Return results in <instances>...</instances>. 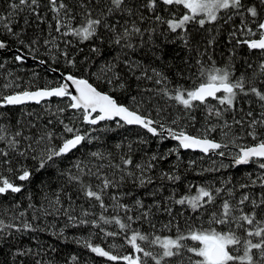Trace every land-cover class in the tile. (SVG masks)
<instances>
[{"label": "trees", "instance_id": "1", "mask_svg": "<svg viewBox=\"0 0 264 264\" xmlns=\"http://www.w3.org/2000/svg\"><path fill=\"white\" fill-rule=\"evenodd\" d=\"M10 2L11 0H0V14L6 15L9 12ZM64 2L77 14L73 26H79L82 23L79 0ZM145 2L146 0H128V6L139 9L135 15L129 17L124 13H115L106 20L108 24L118 23V30L121 31L126 22L131 26L133 21L142 30H148L144 35H134L130 41L124 42H130L132 48L124 47L123 43L121 45L112 43V34L103 26L98 29L97 37L83 42L71 35L62 36L55 31V20L48 0H39L38 11L44 17V22H39L27 10L17 13L13 21L16 32L23 30L21 39L25 45L37 38L38 44L32 48L21 45L2 28L0 40H4L9 48H16L39 61L43 60L52 69L78 78H86L98 90L108 93L118 103L134 111L138 110L140 114L153 120H159L174 130L183 129L191 135H203L208 127L222 125L223 120H217L214 116L206 119L207 108H204V105L186 111L174 100L157 94L155 90L165 85L155 84V77L151 81L138 80L137 77L145 71L147 75L153 76L152 70L156 69L167 77V87L170 90L177 86L191 89L202 82L200 65L197 64L200 60L206 68L210 67L212 62L219 68L227 67L232 73L233 80L241 75L249 81L256 77L259 86L260 83H264V75H260L259 69L260 63L264 61V54L260 50H250L247 45L236 43V39L243 40L248 38L247 36L238 34L236 38L229 39V33L234 28L241 27L242 17L233 16L228 23L221 19L217 23L206 24L203 29L198 24H190L187 26L188 43L185 45V40L181 38L182 32L178 30L177 33H172L166 24L156 22L152 13L140 7ZM243 3L245 6L255 4L260 13L259 19L264 20V6L259 4V0H243ZM91 7L98 13L106 8L105 0H91ZM171 12H176L179 16L183 14V9L172 7L169 11H164L163 5L158 6L157 13L165 19L169 18ZM141 13L145 17L143 21L139 19ZM220 15L226 18L227 15H231V10L227 13L221 12ZM245 16L248 27L255 30L251 17L247 14ZM25 18L29 21L27 25L24 23ZM153 29L155 31H152ZM51 37L57 38L58 47L53 48L44 44V40ZM212 37L216 38L215 43L209 45L208 41ZM94 47L99 49L98 53L92 51ZM65 51L67 57L63 54ZM15 56L14 53L0 54V64H4V67L0 68V96L59 84L58 78L43 66L27 64L23 60L16 61ZM68 60H74V66L69 65ZM126 60L131 63V67L125 64ZM110 64L114 65L113 71H104ZM137 64L139 68H136ZM117 74L120 79L109 84L108 80ZM121 83L125 87L120 88ZM69 103V98L64 97L52 98L38 105L0 106V124L9 126L10 132L19 130L23 137L30 138L25 140L21 137L19 150H27L30 143L35 149L27 150L26 155H20L19 151L9 150L5 143L0 142V149L9 152L7 159L10 161V164L0 163V175L21 186L18 193L9 191L0 194V220L5 224H14L18 228L25 222L32 225L30 230L4 228L0 232V264H36L37 261H40V264H124L123 261H110L84 247L83 242L89 241L115 255H128L132 252L131 246L125 243L124 233L116 237L105 234L121 230L114 223L104 224L99 221L101 214L108 218L119 215L123 222L128 223V216H140L142 211L151 208L150 222L145 219L138 220L132 223V229L151 234L152 237L155 235L175 237L177 229L183 234L193 228L227 231L226 226L209 222L213 213L219 215L220 206L225 199L235 205L244 194H249L257 201L264 195V186L259 182L252 184L253 180L259 181V178L264 177V169L259 168V163L264 161L254 159L247 166H233L230 162V158L236 156L239 148L230 143L231 139L238 137L236 144L240 146L256 142L246 134V127L242 129L240 125L233 124L228 139L222 136L220 127L208 133L209 138L229 145L223 149L226 153L223 157L179 149L178 155L172 153L164 159L153 161L154 167L145 172V176L152 178V183L141 187L138 181H133L127 176L121 180L124 173L110 165L120 163L122 156H131L133 166L129 170L139 177L140 172L135 169V164L146 165L154 154L165 157L166 153L176 148L178 144L167 138L161 140L158 136L154 137L138 126L120 127L117 120L104 121L97 126L87 125L83 122L80 112L68 108ZM210 103L219 107L216 100L212 99ZM60 108L64 109L62 113L58 112ZM248 111L259 114L262 109L254 96L240 95L235 102V110L225 113L224 120L232 123L234 119H243ZM174 120L176 124L172 123ZM65 125L73 127L82 135L88 134L91 142L82 141L74 151L53 158L40 169L38 159H33V156L39 155L46 147H58L62 143L61 137L70 138L72 134L64 132ZM44 131L53 132L54 138L50 144L45 141L37 145L35 141ZM257 132L264 138V128H258ZM118 144L121 147L117 148ZM92 152L102 153L104 159L91 156ZM3 159L0 157V160ZM190 161H195L192 167H189ZM77 164L85 169L84 174L78 172ZM9 167L12 168V172L8 171ZM22 168L30 171L29 180L18 179ZM98 168L104 176L118 185L107 189L103 196L107 210L101 208L94 199L87 198L78 183L69 180V175L79 174L85 184L99 190L97 185H100V180L95 175L87 174L89 170L95 173ZM163 173L178 175L180 180L170 181L166 176H162ZM241 185L247 187L242 188ZM197 186L221 188V193L214 204H207L195 211L187 205L182 206L173 202L184 195H195ZM113 195L119 198L120 203L129 205L130 211L125 213L123 209L116 208ZM57 196L60 204H55ZM137 199L142 201L143 209L135 206ZM157 203L160 204L159 208L155 207ZM165 208H171V214L164 211ZM245 211H251L250 203H246ZM85 212L88 213L87 216L84 215ZM234 214L239 215V212ZM260 215L264 217V209L260 211ZM69 216L75 217V220L70 221ZM80 220H87L88 223L80 224ZM93 220L98 221L99 226H94L91 223ZM169 223L171 226L165 228L164 225ZM152 225H155V228ZM127 234L130 235L131 231ZM237 234L244 235L242 231H238ZM139 243L145 250L159 255L158 245L143 241ZM185 243L192 246L195 242L187 240ZM113 245L116 247H112ZM17 249L24 250L27 254L13 256ZM239 254H242V248ZM73 257L76 259L73 260ZM144 259L147 260V264H155L150 258ZM170 264H179V260L171 258Z\"/></svg>", "mask_w": 264, "mask_h": 264}, {"label": "snow or ice", "instance_id": "2", "mask_svg": "<svg viewBox=\"0 0 264 264\" xmlns=\"http://www.w3.org/2000/svg\"><path fill=\"white\" fill-rule=\"evenodd\" d=\"M50 5V11L53 13V19L55 20V31L60 33L62 36H73L78 38L81 42L93 39L98 36V29L103 26L107 31L112 34V43L115 45L124 44V47L132 48L133 45L124 43L130 41L134 35H144L148 30H142L137 26L135 21L131 23V26L126 22L123 26L122 31L118 30L117 24H108L106 22L107 17L115 13H124L129 17L136 14L139 9L128 6V0H105L106 8L100 10L98 13L91 7V0H79V7L81 9L79 15L82 19V23L79 26L74 27L73 21L77 18V14L69 8L68 4L64 0H48ZM259 4L264 6V0H259ZM159 5L164 6V11H169L170 8L175 7L178 10L183 9V14L177 16L176 12H171L169 18L165 19L163 16L157 13ZM40 5L39 0H11L8 5L9 12L0 14V28H2L9 36L14 37L21 45H25V42L21 39L23 30L16 32L14 30V19L17 13L27 10L30 14L34 15L39 22H44L38 11ZM146 9L148 12L153 14L156 22L164 23L172 33H177L178 30L182 32V39L185 40L187 45L188 32L187 26L190 24H198L201 29L206 24L217 23L219 20L224 19V23H228L233 19V16H240L241 27L239 29L234 28L229 33V39L236 38L239 35L247 36L248 38L240 40L236 39L237 44H244L250 50H260L264 54V20H260V13L257 10L255 4L251 6H245L243 0H146V2L140 6ZM231 15H227L226 18L220 15L221 12H229ZM251 17V23L255 24V30L248 27V20L245 16ZM141 21L145 20L144 15L141 13L139 16ZM25 25L29 23L28 19L25 18ZM51 28V25H49ZM152 31H155L154 29ZM211 31V30H209ZM219 31V29H217ZM258 38H252L257 37ZM215 37H212L208 41L209 45L215 43ZM39 39L31 40L26 47L32 48L33 45L38 44ZM66 43H71L66 41ZM44 44L53 48L58 47L57 38L51 37L45 39ZM7 44L4 40H0V49H5ZM35 49H33L34 51ZM93 52H99L98 48H93ZM67 57V52L63 53ZM24 56L18 54L15 56L16 61H22ZM211 59V57H209ZM44 63L43 60L40 61ZM69 65L74 66V60H68ZM125 64L131 67L129 61H125ZM200 65V78L202 82L194 86L191 89L177 86L174 89L167 87V77L162 73L153 69V76L147 75V72H143L137 79L153 80L155 77V84H164L165 86L155 91L157 94H162L169 100H174L178 105L183 106L186 111H191L198 105H204L207 108V117H215L217 120H223L222 125H215L205 129L203 135H190L183 129L177 131L170 126H166L159 120H153L149 116L140 114L138 110H131L129 107L120 104L111 95L99 91L94 87L88 80L84 78H78L72 74H67L64 80L71 82L74 86L75 94L69 91V84L67 82L59 84L57 87L42 88L35 91L24 90L22 92H16L14 94L0 96V106L4 105H20L25 101H35L40 103L44 98L49 97H67L70 100L68 108L77 110L82 114L83 122L88 125H97L101 121L114 120L119 118L117 121L118 126L123 127L124 125H138L146 129L154 137H160L161 140L170 137L171 139L178 142L176 148L170 149L166 153L165 157L153 155L149 162L145 164H135L134 167L140 172V176L137 177L134 172L130 169L133 166V160L131 156H122L121 162L118 164H111L110 166L118 171L124 173L121 176V180L125 179V176L138 181L139 186L143 187L145 184H151L152 178L145 176L146 171H150L154 164L153 161L157 159H164L167 155L176 153L178 155L179 149H199L202 153H214L219 156H225L223 149L228 148V144L217 142L214 139L209 138L208 133L216 130L217 127L221 128L222 136L228 139L233 124L240 125L242 129L246 127L247 135L252 137L256 141L252 145H237L236 140L238 137L231 139L230 143L239 147V152L234 157L235 164H247L249 161L256 159L264 161V138H262L257 132L258 128H264V83H260L257 86V78L254 77L253 81H249L245 76L241 75L238 79H232V73L228 68H219L212 62L210 67H205L204 63L200 60L197 61ZM4 64H0V68H3ZM230 67V66H229ZM251 67V65H249ZM114 65H108L104 69L106 72H112ZM139 68V65H136ZM260 75H264V61L259 65ZM119 75H115L112 79L108 80L109 84H112L114 80H119ZM9 85H5L8 87ZM120 88L125 87L124 84L119 85ZM240 95L243 96H254L259 103L262 111L259 114L253 111H248L245 114V118L236 120L229 123L224 120V115L227 112L235 110V102L238 100ZM209 98L216 100L219 107L216 105H209ZM135 99V97H133ZM198 102V104L196 103ZM64 111L63 108L58 109L59 113ZM95 114V115H93ZM194 119V118H193ZM123 121V124L119 122ZM51 123V121H49ZM176 124V121H172ZM64 132L72 134L71 138L61 137L62 143L56 146L46 147L39 155L33 156V159H38L39 168H44L49 161L53 158L61 157L77 146L81 145L82 141L89 140L88 134H80L78 130L68 125L64 126ZM164 133H167L165 137ZM54 133L51 131H44L38 140L35 141L37 145L47 141L51 142L54 138ZM21 137L23 133L19 130L10 132L9 126L0 124V142L6 144L7 148L12 151H19L20 155H26L27 150L35 151L32 148V144L28 145V149L20 151L19 146L21 144ZM25 140H29V137H23ZM143 142V141H141ZM117 148L121 145H117ZM219 150V151H218ZM9 152L0 149V163L10 164L7 159ZM91 156L99 159H104L102 153L92 152ZM195 161L189 162V167H192ZM223 166V165H222ZM78 172L84 174L85 169L80 164L76 165ZM103 167V165H101ZM259 168L264 169V162L259 163ZM9 172H12V168H8ZM89 175H95L100 180V185H97L99 190H95L90 184H85L81 179V175H69L71 182H76L80 186V190L83 194L89 198L97 201L101 208L107 210V205L104 203L103 196L106 190L111 187H118L113 181L104 176L98 168L95 173L90 170L87 173ZM31 173L26 168L21 169V174L18 179L20 181L29 180ZM162 176L170 181L180 180V176L175 174L163 173ZM259 182L264 186V177L259 178V181L253 180L252 184L255 185ZM192 186L190 185L189 188ZM241 187H247L241 185ZM11 191L12 193H18L21 191V186L13 183L7 177L0 175V194H5ZM221 193V188H212L208 186H197L195 195H184L179 199H174L173 202L178 205H187L193 211L203 208L207 204H214L217 197ZM231 195V191H229ZM112 199L116 201L115 207L123 209L125 213L130 211L129 205L120 203L119 198L115 195ZM246 203L251 204V211H245ZM55 204H60L59 196L56 197ZM137 208L143 209V203L137 199L135 201ZM155 207L159 208L160 204H155ZM220 213L217 215L213 213L210 223L216 225H223L228 228L227 231H218L215 228L211 229H189L186 234L180 233L177 229V235L172 236H160L151 234H144L140 230L132 229V223L138 220H149L151 218V208L146 211H142L140 216H128V223L123 222L119 215L108 218L101 214L99 221L104 224H116L119 226L121 232H107L108 236H120L124 233L125 243L131 246L132 252L128 255H115L110 251H107L99 245H93L89 241H84V247L90 249L92 253H95L101 257H106L110 261H123L124 264H147V260L144 258H150L155 264H170L171 258H177L179 264H264V217H261L260 211L264 209V195L257 201L251 198L249 194H244L236 204H232L229 200L225 199L220 206ZM164 211L171 214V208H165ZM239 212V215L234 213ZM23 215V213H21ZM88 215L87 212L84 213ZM69 220H75V217L69 216ZM80 224L88 223L87 220H80ZM94 226H99L98 221L93 220L91 222ZM234 225V227H233ZM171 225H164L165 228H169ZM155 228V225H152ZM4 228H16L17 231L30 230L32 225L25 222L21 227H17L14 224H5L3 220H0V232ZM103 231V229H101ZM131 231V234L127 233ZM238 231L243 232V236L238 235ZM255 238V240L253 239ZM190 240L195 242L192 246H189L185 241ZM148 242L152 245H158L160 248L159 255L153 254L151 251L145 250L139 242ZM80 243V241H77ZM112 247H116L113 245ZM242 248V254H239ZM31 251V250H28ZM186 253L188 255H186ZM27 252L24 250L17 249L13 256L26 255ZM142 254V255H138ZM194 257L196 259H194ZM76 258L73 257V260ZM36 264H40L37 261Z\"/></svg>", "mask_w": 264, "mask_h": 264}, {"label": "water", "instance_id": "3", "mask_svg": "<svg viewBox=\"0 0 264 264\" xmlns=\"http://www.w3.org/2000/svg\"><path fill=\"white\" fill-rule=\"evenodd\" d=\"M258 38V37H257ZM7 44V43H6ZM2 53H14L16 55L18 54H22L24 56V59L23 61H25L27 64H39L41 66H43L44 68H46L50 73L54 74L58 80H59V84L61 83H65L67 81L64 80V77L69 74V73H62L60 72L59 70H55V69H52L50 67H48L45 62L43 64L40 63V61L36 58H34L33 56L31 55H28V54H24L22 53L21 51L17 50L16 48H9V45L7 44V47L5 49H0V54ZM86 79V78H84ZM87 80V79H86ZM69 84V91H71L73 94H75V89H74V86L71 85V82H67ZM90 83V82H89ZM58 84V85H59ZM57 85V86H58ZM57 86H53V87H57ZM95 87V86H94ZM42 88H46V87H40V88H36V89H31L29 91H35L37 89H42ZM47 88H52V87H47ZM100 91V90H99ZM22 92V91H20ZM103 92V91H102ZM16 93V92H15ZM106 93V92H105ZM11 94H14V93H11ZM108 94V93H107ZM10 95V94H8ZM52 98H61V97H49V98H44L40 101V103H36L35 101H25L23 104H20V105H6V106H10V107H16V106H23V105H28V104H35V105H38V104H41V103H44V102H47L49 100H51ZM209 100H212L211 98H209ZM124 105V104H123ZM5 106V105H4ZM126 106V105H125ZM132 110V109H131ZM95 115V114H93ZM145 116V115H144ZM152 119V118H151ZM114 120H119V118H115ZM108 121H113V120H108ZM101 122H104V121H101ZM101 122H99L97 125H99ZM123 123V121H120ZM88 125V124H87ZM97 125H92V126H97ZM127 126H138V125H127ZM140 128H142L141 126H138ZM144 129V128H142ZM146 132L147 130L144 129ZM150 134V133H149ZM165 137H167V133H164ZM191 135V134H190ZM195 136V135H194ZM71 138V137H70ZM167 139H170L171 141H174L178 144L177 141L171 139L170 137H168ZM212 139V138H211ZM217 141V140H216ZM219 142V141H217ZM78 147V146H77ZM76 149V148H75ZM75 149H73L72 151H74ZM182 151H190V152H199V153H202L199 149H181ZM71 151V152H72ZM237 152H239V148L237 149ZM70 153V152H69ZM68 154V153H67ZM202 154H205V153H202ZM205 155H218V154H214V153H207ZM254 160V159H253ZM230 162L232 163L233 166H247L250 164L251 161H249V163L247 164H235L234 163V157L230 158Z\"/></svg>", "mask_w": 264, "mask_h": 264}, {"label": "rangeland", "instance_id": "4", "mask_svg": "<svg viewBox=\"0 0 264 264\" xmlns=\"http://www.w3.org/2000/svg\"><path fill=\"white\" fill-rule=\"evenodd\" d=\"M208 104H209V105H212V104L210 103V100L208 101ZM203 107L206 108L205 106H203Z\"/></svg>", "mask_w": 264, "mask_h": 264}, {"label": "bare ground", "instance_id": "5", "mask_svg": "<svg viewBox=\"0 0 264 264\" xmlns=\"http://www.w3.org/2000/svg\"><path fill=\"white\" fill-rule=\"evenodd\" d=\"M222 67V66H221ZM209 128V127H208ZM212 172V171H211ZM215 172V171H214Z\"/></svg>", "mask_w": 264, "mask_h": 264}]
</instances>
